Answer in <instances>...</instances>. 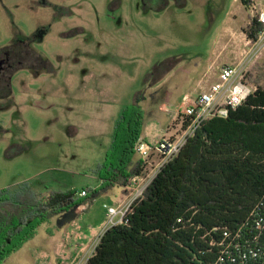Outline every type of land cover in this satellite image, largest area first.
Listing matches in <instances>:
<instances>
[{
	"label": "rangeland",
	"instance_id": "1",
	"mask_svg": "<svg viewBox=\"0 0 264 264\" xmlns=\"http://www.w3.org/2000/svg\"><path fill=\"white\" fill-rule=\"evenodd\" d=\"M248 1L0 0V50L29 45L41 62L0 88V191L96 190L125 109L156 97L143 128L154 146L183 96L225 64L264 88V41L249 36L262 0ZM120 198L115 188L42 223L2 264H86Z\"/></svg>",
	"mask_w": 264,
	"mask_h": 264
},
{
	"label": "trees",
	"instance_id": "2",
	"mask_svg": "<svg viewBox=\"0 0 264 264\" xmlns=\"http://www.w3.org/2000/svg\"><path fill=\"white\" fill-rule=\"evenodd\" d=\"M249 30L256 42L262 26L254 19ZM144 117L138 105L120 115L96 190L38 194L25 183L0 191V264L42 223L141 174ZM86 264H264V88L204 120Z\"/></svg>",
	"mask_w": 264,
	"mask_h": 264
},
{
	"label": "built area",
	"instance_id": "3",
	"mask_svg": "<svg viewBox=\"0 0 264 264\" xmlns=\"http://www.w3.org/2000/svg\"><path fill=\"white\" fill-rule=\"evenodd\" d=\"M254 9L256 10L255 18L262 26L257 41H264V0L258 8L254 5ZM252 92L253 89L243 81L238 67L227 64L219 68L217 81L206 89L199 86L198 93L185 94L176 112L175 126H172L154 146H150L141 139L137 142L135 150L144 162L143 170L122 188L125 199L118 202L116 206L107 208L106 225L100 237L107 229L122 222L131 204L143 195L160 169L178 154L187 139L194 134L204 120L212 117H226L229 108L234 109L241 105ZM152 155L158 157L155 163L150 160ZM149 166H152V169L147 171ZM100 237H98L99 240Z\"/></svg>",
	"mask_w": 264,
	"mask_h": 264
},
{
	"label": "flooded vegetation",
	"instance_id": "4",
	"mask_svg": "<svg viewBox=\"0 0 264 264\" xmlns=\"http://www.w3.org/2000/svg\"><path fill=\"white\" fill-rule=\"evenodd\" d=\"M40 60L33 48L25 44H14L0 50V88L5 90L10 76L20 68H39Z\"/></svg>",
	"mask_w": 264,
	"mask_h": 264
},
{
	"label": "crops",
	"instance_id": "5",
	"mask_svg": "<svg viewBox=\"0 0 264 264\" xmlns=\"http://www.w3.org/2000/svg\"><path fill=\"white\" fill-rule=\"evenodd\" d=\"M225 65H227V64H225ZM174 66V65H173ZM224 66V65H223ZM210 68V67H209ZM212 68V67H211ZM179 73L181 72V69H179V70H177ZM203 71H204V69H203ZM202 71V72H203ZM218 74V73H217ZM217 74H216V79L212 82H210L208 79L207 80H204L203 78V76H202V79H200L198 82H197V85L195 86V88L193 89V94H196V93H198V91H199V86H202V89H206L209 85H211L212 83H214L215 81H217ZM158 92H160L159 90L157 91V93ZM157 93H156V95H157ZM155 99H156V97H154V100L152 101V102H149V103H147L144 107H141L142 109H143V111H144V116L145 117H156V115H157V111L155 112V108H154V106H156V104L159 102V101H157V102H155L154 103V101H155ZM182 101V100H181ZM164 104L165 103H161V104H158L159 105V108H158V110H162L163 109V106H164ZM180 105V104H179ZM179 105H178V107L177 108H179ZM157 107V106H156ZM178 110V109H177ZM173 120H174V122L176 121V113H175V116L173 117ZM170 128H172V126H168L167 128H166V131L162 134V136L164 135V134H167L168 132H169V129ZM161 136V137H162ZM141 140H143L144 142H149L148 141V138L146 137V136H144L143 135V133H142V137H141ZM157 142V141H156ZM122 197L123 198H120L119 200H118V202H120V201H123L124 199H125V193H124V191H123V189H122ZM112 206V205H111ZM111 206H109V207H111Z\"/></svg>",
	"mask_w": 264,
	"mask_h": 264
}]
</instances>
